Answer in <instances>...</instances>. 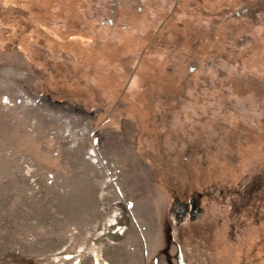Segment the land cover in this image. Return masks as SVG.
<instances>
[{
    "label": "rangeland",
    "instance_id": "1",
    "mask_svg": "<svg viewBox=\"0 0 264 264\" xmlns=\"http://www.w3.org/2000/svg\"><path fill=\"white\" fill-rule=\"evenodd\" d=\"M202 122L234 194L169 198L157 144ZM208 226L194 264H264V0H0V264H184Z\"/></svg>",
    "mask_w": 264,
    "mask_h": 264
},
{
    "label": "trees",
    "instance_id": "2",
    "mask_svg": "<svg viewBox=\"0 0 264 264\" xmlns=\"http://www.w3.org/2000/svg\"><path fill=\"white\" fill-rule=\"evenodd\" d=\"M159 153V151H157ZM205 161H207V157L205 156ZM202 163H204L202 161ZM207 163V162H206ZM159 166V165H158ZM157 171L154 170L155 180L158 182V185L161 184L169 198L177 199V198H196L199 197L198 194L201 192V197L209 198L210 193H216V197H223L222 193H226L228 189H224L218 182L214 181L213 183L207 182L205 186L199 184L198 177L194 176L192 168L189 165V156L187 155V159L185 155L181 157L179 160V164L176 165H163L160 164V167H155ZM154 168V169H155ZM159 168V170L157 169ZM167 170L170 175V179H168L165 175H163V170ZM194 169V167H193ZM185 194V196H183ZM179 195V196H177ZM192 195V196H191ZM211 198V197H210ZM207 228V236L204 235L206 233ZM205 228V233H199L196 236V240L193 241L191 238L188 239L187 236H184L182 232L177 236V244L180 247V252L182 256V261L184 264H194V260H196L197 254L204 258L203 261L207 260V254H209L208 244L210 243V235H212V228L210 226ZM185 242L188 248H185L183 245ZM192 248V249H191Z\"/></svg>",
    "mask_w": 264,
    "mask_h": 264
},
{
    "label": "flooded vegetation",
    "instance_id": "3",
    "mask_svg": "<svg viewBox=\"0 0 264 264\" xmlns=\"http://www.w3.org/2000/svg\"><path fill=\"white\" fill-rule=\"evenodd\" d=\"M222 54L225 56L226 53H222ZM210 107L211 105H209V107H207L206 109H202V107H199V105H196V104L193 105L194 109H197L198 111L204 113V115L208 117L209 116L214 117L215 114L214 113L212 114L211 112H214L215 110L212 107L211 108ZM194 111L195 110H193V113H190V114H194ZM226 117L227 116L223 114V116H220L219 118L223 119ZM201 124L202 126L197 127L196 129L190 128L189 125H187V128L190 129V132L193 135V137L190 139H187L188 136L186 135V130L183 127H182L183 129H180L179 132H177L176 130L173 131L174 138L179 137V140L174 143L185 145L182 150L173 149V150L168 151V149H166L165 147H168V145L172 142L167 141V137L159 141V144L157 145H159V148H158L159 154L162 155V158L160 159V161L163 165L169 166V165L179 164V160L183 156L181 155V152H183V154L185 153L184 155H185V158L187 159V155H189L188 153L193 151L192 152L193 159L192 160L190 159V162H189V164L192 163L190 165L191 168L193 165H196L199 162L198 158L196 157L197 155H199V153H202L203 156L209 157V155H212L216 151H223L224 153L227 152V156H229L228 155L229 151L226 146V143H227L226 128L222 127V129H216L215 127H212L209 122H202ZM161 128L163 129V132L160 135H157V138H160L163 135H168V136L170 135L168 134L169 132L166 127L164 128L161 127ZM215 133L218 135L217 137L215 136ZM232 134H233V139L232 140L230 139V140L232 144L236 146V149H237V145L235 143L239 142L238 140L240 139H238L234 135V132H232ZM178 151H181V152H178ZM210 158H213V157H210ZM238 166L239 165L237 163L236 169L239 168ZM163 175H165L168 179L171 180L170 175L168 174L167 170L165 169L163 170ZM233 194L234 193L227 192L224 194V196H229ZM253 194L257 196L259 194V191H254ZM183 196H185V194ZM198 196L201 197L202 193L200 192ZM216 196H217L216 193H210L209 197H216Z\"/></svg>",
    "mask_w": 264,
    "mask_h": 264
},
{
    "label": "bare ground",
    "instance_id": "4",
    "mask_svg": "<svg viewBox=\"0 0 264 264\" xmlns=\"http://www.w3.org/2000/svg\"><path fill=\"white\" fill-rule=\"evenodd\" d=\"M97 264H99V262H97Z\"/></svg>",
    "mask_w": 264,
    "mask_h": 264
}]
</instances>
